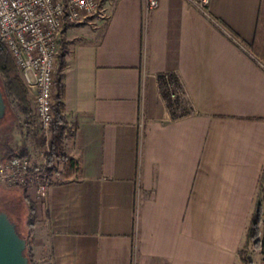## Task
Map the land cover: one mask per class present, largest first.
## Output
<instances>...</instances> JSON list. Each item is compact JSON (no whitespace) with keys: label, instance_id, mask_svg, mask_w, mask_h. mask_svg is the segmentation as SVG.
<instances>
[{"label":"crops","instance_id":"0c3cea01","mask_svg":"<svg viewBox=\"0 0 264 264\" xmlns=\"http://www.w3.org/2000/svg\"><path fill=\"white\" fill-rule=\"evenodd\" d=\"M97 16L59 41L74 168L25 191L35 264H242L264 169V0H209L207 14L185 0L147 14L142 0H103Z\"/></svg>","mask_w":264,"mask_h":264},{"label":"built area","instance_id":"2783aa9c","mask_svg":"<svg viewBox=\"0 0 264 264\" xmlns=\"http://www.w3.org/2000/svg\"><path fill=\"white\" fill-rule=\"evenodd\" d=\"M207 14L209 0H185ZM103 0H0V44L7 52L25 85L35 88L34 108L39 132L48 139L55 103V74L59 41L66 25L80 24L99 15ZM145 14L158 0H142ZM264 69V64H263ZM164 97L175 108L183 94L174 73L159 76ZM172 101V102H171ZM176 102V103H175ZM173 104V105H172ZM181 111L178 116L187 113ZM176 112V111H175ZM0 182L9 187L36 188L44 193L50 177L28 158L12 157L0 163Z\"/></svg>","mask_w":264,"mask_h":264},{"label":"rangeland","instance_id":"374dc122","mask_svg":"<svg viewBox=\"0 0 264 264\" xmlns=\"http://www.w3.org/2000/svg\"><path fill=\"white\" fill-rule=\"evenodd\" d=\"M100 21L98 16L91 17L88 21L84 22L83 25H95ZM61 44V42H60ZM59 44V45H60ZM264 46V45H263ZM60 52L63 51L62 44L59 47ZM264 49V48H263ZM59 52V54H60ZM59 61L58 68L55 74V79L60 76L59 72ZM21 78V77H20ZM56 81V80H55ZM54 93H57V86L55 83ZM178 103L175 108H170L169 101L164 97L165 102L171 111V116L177 117L181 111L178 109H187L185 98L183 94H180L178 97ZM29 100V92H28ZM172 102V101H171ZM32 118L29 121H26L17 106V103L9 98L7 102V113L4 116L3 120L0 122V154L5 153V149H12L15 153L18 151L26 150L29 160L34 166H42L44 164V158L46 153V146L41 145L40 143V132H39V123L36 118L34 102L29 100ZM176 103V102H175ZM173 105V104H172ZM176 111V112H175ZM71 172V171H70ZM69 178V171L67 167L63 164L60 165L56 173L50 177V182L58 183L63 182L65 179ZM29 199L23 194L22 190L17 187H9L6 184L0 182V211L5 212L10 216L14 222L17 231L20 233L21 237L26 240V255L30 256V264H35L32 253L31 246L33 241V226H28L31 215L29 214ZM257 204L261 207L262 218L264 219V169L261 174L259 182V191L256 200ZM8 212V213H7ZM251 225V224H250ZM251 227V226H250ZM249 227L247 232V241L245 246L242 248L239 253V258L242 264H249L251 254L258 251L253 247L254 239L250 238L251 228ZM260 231L258 238L263 241V230L264 223H260L258 226Z\"/></svg>","mask_w":264,"mask_h":264},{"label":"trees","instance_id":"16d2710c","mask_svg":"<svg viewBox=\"0 0 264 264\" xmlns=\"http://www.w3.org/2000/svg\"><path fill=\"white\" fill-rule=\"evenodd\" d=\"M63 54L64 53L62 52L59 54V69H58L59 72L62 70L64 63ZM55 80L57 86V93L55 95V103L52 108L53 121L51 124L50 135L48 139H45L40 134L41 135L40 143L41 145L46 146L44 164L41 167L49 177H51L54 173H56V170L60 165L64 164L67 167L69 174L72 172L74 168V164L63 153V142L65 137L68 134H70V132H67L64 126V118L62 113L63 103L61 101L62 84L60 81V76H58ZM0 90L6 105L5 115L8 109L7 108L8 99L12 98L17 103V106L19 107V110L21 111V114L23 115L24 119L26 121H29L32 118L31 116L32 110L28 100V88L23 83L22 79L20 78L18 70L16 69L15 65L13 64L7 52L2 48L1 44H0ZM12 157L27 158L28 155L26 150L18 151L17 153H15L12 149L6 148L5 153L0 154V163ZM20 189L22 190L23 194H25L26 189L25 188H20ZM28 211L29 214L31 215V219L28 226L32 227L35 222V209L33 204L30 202H29ZM8 217L12 221L9 215ZM260 223H264V219L262 218L261 207L259 204H257L250 225L251 226L250 238L254 239L253 247L256 250H258L261 253V255L264 256V237H263V241L258 238L260 233L258 226ZM263 236H264V230H263ZM27 258L30 264L31 262L30 256L29 257L27 256Z\"/></svg>","mask_w":264,"mask_h":264},{"label":"water","instance_id":"95a60500","mask_svg":"<svg viewBox=\"0 0 264 264\" xmlns=\"http://www.w3.org/2000/svg\"><path fill=\"white\" fill-rule=\"evenodd\" d=\"M6 105L0 90V122ZM26 240L5 212L0 211V264H29L25 255Z\"/></svg>","mask_w":264,"mask_h":264}]
</instances>
